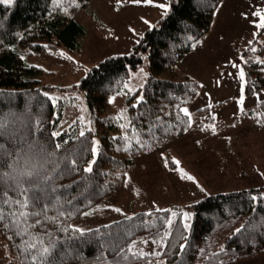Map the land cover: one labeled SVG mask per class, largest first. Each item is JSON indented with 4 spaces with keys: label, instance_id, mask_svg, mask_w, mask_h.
<instances>
[{
    "label": "trees",
    "instance_id": "1",
    "mask_svg": "<svg viewBox=\"0 0 264 264\" xmlns=\"http://www.w3.org/2000/svg\"><path fill=\"white\" fill-rule=\"evenodd\" d=\"M89 1L0 3V122L9 126L0 133V264H234L263 255L264 187L207 195L184 210L140 211L83 232L71 226L123 187L133 159L188 130L190 120L183 108L192 103L200 85L177 75L174 66L208 33L221 2L170 0L166 14L128 54L92 66L77 85L90 118V129L81 136L77 122L61 127L64 103L46 94L48 88L40 82L44 70L28 64L24 56L60 48L80 52L86 28L74 16L82 10L89 13ZM261 44L264 27L260 26L241 54L245 96L264 90V61L255 60L251 51ZM144 57L145 80L124 95L128 126L123 132L104 112ZM254 107L264 120V98ZM209 110L206 106L196 113ZM92 157V171L85 172ZM34 163L44 164L38 175H17ZM25 201L27 207H22ZM21 212L28 214L26 220ZM185 214H190L189 223ZM141 239L160 245L151 253L132 250L131 245ZM33 244L35 248L29 247ZM181 244L186 245L183 252ZM43 247L51 251L41 260L38 250Z\"/></svg>",
    "mask_w": 264,
    "mask_h": 264
},
{
    "label": "rangeland",
    "instance_id": "2",
    "mask_svg": "<svg viewBox=\"0 0 264 264\" xmlns=\"http://www.w3.org/2000/svg\"><path fill=\"white\" fill-rule=\"evenodd\" d=\"M169 1L91 0L88 2L89 13L82 10L74 16L86 28L80 52L70 54L60 48L24 56L28 64L44 70L40 82L47 86L46 94L53 101L64 103L62 128L77 122L81 131L90 129L85 97L77 89L80 79L101 60L128 54L143 33L165 14ZM221 2L213 14L212 34L201 40L194 53L184 56L174 66L177 75L190 77L200 85L192 103L183 108L189 116V131L153 152L133 159L125 170L123 187L75 220L71 224L75 229H94L140 211L184 210L185 206L207 195L264 187V120L254 109L257 101L264 98V90L251 96L243 94V104L238 103L244 79L241 80L239 75L243 69L242 53H237L244 45L243 50H248L263 24L264 0ZM224 26L230 29L220 35ZM213 40H224V50L218 54L214 50L215 54L211 55L206 46ZM253 49V58L264 61V44ZM146 75L144 57L142 64L132 71L123 91L110 98L112 102L104 112L119 123L123 132L128 126L125 92L139 88ZM206 105L210 107L208 112L196 113ZM250 109L255 111L248 114ZM182 174H186L183 179ZM187 215L189 218L185 220L189 223L190 214ZM159 245L160 242L141 239L134 242L131 249L151 253ZM234 264H264V254Z\"/></svg>",
    "mask_w": 264,
    "mask_h": 264
},
{
    "label": "snow or ice",
    "instance_id": "3",
    "mask_svg": "<svg viewBox=\"0 0 264 264\" xmlns=\"http://www.w3.org/2000/svg\"><path fill=\"white\" fill-rule=\"evenodd\" d=\"M11 2H12V0H0V3H8V4H10ZM133 2L140 3L141 0H133ZM147 2L151 3V0H147ZM159 6L160 7H165L164 5H159ZM166 11L167 10H166V7H165V14H166ZM262 20H264V18H262ZM260 26L261 27H264V24H261ZM233 66L235 67L236 65H233ZM239 75H240L241 80H243L244 79V76H245V73H244L243 69L240 70ZM243 88H244V85L242 84L241 85V93H242V95H241L240 101L238 102L240 104H243ZM140 100H142V97L138 98L137 103H139ZM109 102L111 103L112 101L110 100ZM183 111L185 112V115H188L187 110H183ZM8 127H9L8 124L3 123V122H0V133H3L4 131H6L8 129ZM52 135L55 137V136H58L60 134L59 133H53ZM80 135L83 136L84 135V132L81 131L80 132ZM56 147H57V149H59L60 148V145L57 144ZM0 148H2V146H0ZM40 151L43 152V149H40ZM92 151H93V155L95 156L97 154V147L95 146V144H94V147H93ZM9 155H12V154L10 153ZM174 162L175 163H178L176 161H174ZM94 163H95V160L89 162V166L87 168H85L84 171L90 173L92 171V164H94ZM75 164H76V162H75V160H73L72 161L73 167L75 166ZM43 168H44V164L34 163V164L31 165V168H27L25 170H22V171L18 172L17 175L18 176H21V177H32L34 175H38L39 172ZM185 175L186 174H182L181 178L183 179ZM46 179H50V177L49 178H46ZM187 179L193 180V177L187 176ZM255 199H256V197H253V200H255ZM22 207H27V201H25V203L22 205ZM115 210L117 212L120 211V209H115ZM159 211H163V210H159ZM27 215L28 214L27 213H24V212H21L20 213V217H23L25 220L27 219ZM188 218H189L188 215L185 214V219H188ZM0 219H2V217H0ZM36 223L39 224L40 221L37 220ZM168 224L171 225L172 224V221L171 220H168ZM188 227H190V226L188 224H185V228L187 229ZM243 227L244 226H242L241 229H236V232L239 233L243 229ZM75 230L76 231L83 232V230H81V229H75ZM185 239H187V238L185 237ZM29 247L35 248V245L34 244L33 245H29ZM185 247H186V245H184V244H181L180 245L181 252H183L185 250ZM38 251H39V256H40L41 260H43V259H46L47 258V256L50 253L51 249H50V247H43L42 249H40ZM129 251H131V249H129ZM201 251H203V250H201ZM34 260H35V258H34Z\"/></svg>",
    "mask_w": 264,
    "mask_h": 264
},
{
    "label": "crops",
    "instance_id": "4",
    "mask_svg": "<svg viewBox=\"0 0 264 264\" xmlns=\"http://www.w3.org/2000/svg\"><path fill=\"white\" fill-rule=\"evenodd\" d=\"M225 1V0H224ZM222 3V2H221ZM227 26H224L223 28H221L220 29V35L224 32V30H226V31H229V29L230 28H226ZM233 29V28H232ZM235 30H238L237 28H235ZM209 33L208 34H206L203 38H201L200 40H198L197 42H196V44L194 45V47H193V49H192V51L188 54V55H191L192 53H194L195 52V50L197 49L196 47L201 43V40H204L206 37H208V35H210V34H212V28L210 29V31H208ZM214 33H215V30H214ZM226 33V32H225ZM224 33V34H225ZM230 33V32H229ZM230 39V38H229ZM231 40V39H230ZM209 41V40H208ZM224 40L223 41H220V42H218V41H210L208 44H207V52L209 53V54H211V55H214L215 53L214 52H212V51H217V53L216 54H218L219 52H221V50H224ZM245 46V45H244ZM244 46L241 48V50L239 51V52H237V53H239V55L242 53V51H244L243 49H244ZM187 55V56H188ZM186 56V57H187ZM187 74L189 75V73L187 72ZM212 103H214V102H212ZM207 106V105H206ZM205 106V107H206ZM203 107V106H202ZM202 107H200V108H202ZM188 131H189V129H188Z\"/></svg>",
    "mask_w": 264,
    "mask_h": 264
}]
</instances>
